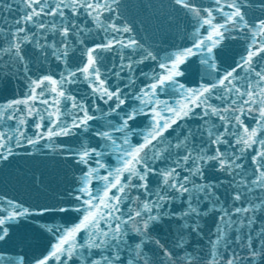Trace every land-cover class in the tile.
<instances>
[{
  "label": "snow or ice",
  "instance_id": "snow-or-ice-1",
  "mask_svg": "<svg viewBox=\"0 0 264 264\" xmlns=\"http://www.w3.org/2000/svg\"><path fill=\"white\" fill-rule=\"evenodd\" d=\"M212 3L170 0L175 13L195 21L192 46L160 57L132 35L131 23L112 20L122 18V0H0V91L26 89L0 103V122H16L10 131L0 128V171L47 148L81 173L50 202L0 195V264H264V0ZM88 18L106 37L123 35L93 37L90 46ZM239 39L244 52L222 67L218 50ZM110 53L117 59L109 66ZM192 57L209 77L195 88L181 82ZM148 62L163 72H144ZM53 63L62 70L54 73ZM137 70L152 82L133 91ZM112 79L123 86L113 88ZM80 83L90 89L83 99L69 89ZM165 89L182 99L161 100ZM30 118L35 136L26 134ZM142 118H150L145 127ZM98 119L104 123L93 128ZM81 133L97 145L56 143ZM25 144L32 151L14 150ZM151 176L159 178L155 187ZM73 214L71 226L55 222ZM45 217L54 222L35 229L55 241L45 255L29 260L4 249L14 226Z\"/></svg>",
  "mask_w": 264,
  "mask_h": 264
},
{
  "label": "water",
  "instance_id": "water-1",
  "mask_svg": "<svg viewBox=\"0 0 264 264\" xmlns=\"http://www.w3.org/2000/svg\"><path fill=\"white\" fill-rule=\"evenodd\" d=\"M125 7L122 11V18L117 20L116 17L112 16V20H115L118 24L131 23L135 31L134 35L141 42L146 43V46H150L156 51L160 57H164L166 54L175 53L187 47L192 46L193 40V25L194 20L190 16L184 14V12L175 13L170 7V0H122ZM194 2L203 7H213L216 5L212 3V0H194ZM19 3V0H17ZM20 8H23V4H19ZM230 11V9H225ZM19 13L14 12L13 15ZM111 14L106 13L105 18ZM219 22H222V17L219 13H216ZM251 16V13L249 14ZM46 20L49 18H45ZM85 17H81L83 21ZM88 26L93 29L92 34L89 37V45L93 37L96 42H103L107 38H111L115 35H123L117 33H108L107 37L102 30L97 29L92 23L91 19L88 18ZM207 34L206 32L204 33ZM246 41L243 39L239 40H228L222 49L218 50V59L222 64V67L227 68L239 59L240 54L244 52ZM117 58L115 53L105 54V64L110 66L111 62H115ZM79 63V58L73 63ZM144 72L151 73L152 69L156 72H163L162 69L157 67V62H148L147 65L140 66ZM185 70V76L181 78V82L185 83L189 87H199L201 83L209 81L207 75L208 70L205 65L200 63L199 57H192L188 63L183 66ZM54 73H58L62 68L56 67L55 63L52 64ZM243 76L244 74L241 73ZM214 78V76H213ZM151 80H147L139 75L137 70L136 85L133 89H139L145 87L151 83ZM110 85L115 88L119 83L123 86V81H116L112 79L109 81ZM241 85L246 84V81H241ZM69 89L72 95H75L77 99H83L90 92V89L86 84L80 83L76 85H70ZM26 89L8 88L0 91V103L5 102L8 99L22 97ZM126 91H128L126 89ZM171 89H165L160 92L159 98L166 100L171 104H175L176 101L181 100V96L178 94H170ZM51 100V95L48 96ZM99 103V102H98ZM129 104L136 103L129 100ZM219 104V101H214ZM40 108L46 106L38 104ZM65 105H61L64 107ZM101 108H107V106L101 103ZM127 106V105H126ZM97 117H101L100 112H90ZM111 119V117H109ZM150 118L141 119V127H145L149 122ZM219 123V121H216ZM248 124L255 126L252 120L246 121ZM47 126L48 121L45 120ZM104 123L103 119H98L92 122L93 128H99ZM193 126L195 122H192ZM15 121H3L0 122V128L6 131H10L15 126ZM27 135L35 136L37 129L35 128L33 119L28 120ZM138 138H133V143H136ZM83 141L92 147L97 145V138L91 136L88 133H81L79 138H57L56 143H65L72 148H78L79 143ZM45 141H41L44 144ZM33 146L25 144L23 148H14L15 151L24 153L26 151H32ZM71 161L64 160L62 157L53 154L49 149L44 148L43 152H37L35 155L29 156H18L11 160L10 164L0 171V195H5L7 198L27 201L28 203L51 201L57 192H63L65 188L72 186L73 176L78 177L81 173L72 164L71 168L69 164ZM111 163L115 165V157L111 159ZM163 167V165H161ZM101 174H104L103 171ZM34 178H39L34 182ZM159 178L151 176L149 178L150 187H155ZM95 188H102V182H94ZM133 196L141 195V193L133 192ZM143 199V196H141ZM54 221L50 217H45L42 220L37 221L36 224L27 225L22 224L14 226L13 239L9 241L7 245H4L6 251L12 254H25L29 260L34 256L45 255L50 247L51 243H55L51 235L43 232L41 235L35 229L39 224H52ZM55 222L64 223L66 226H71L73 223L78 222V217L73 214L72 217L62 218L56 217ZM42 231V230H41ZM235 247V245H233ZM239 251V250H237ZM231 254V250L227 253Z\"/></svg>",
  "mask_w": 264,
  "mask_h": 264
}]
</instances>
